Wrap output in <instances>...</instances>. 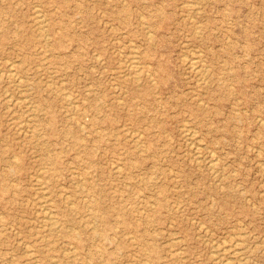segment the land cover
Listing matches in <instances>:
<instances>
[{
    "label": "rangeland",
    "instance_id": "rangeland-1",
    "mask_svg": "<svg viewBox=\"0 0 264 264\" xmlns=\"http://www.w3.org/2000/svg\"><path fill=\"white\" fill-rule=\"evenodd\" d=\"M0 70V264H264V0H0Z\"/></svg>",
    "mask_w": 264,
    "mask_h": 264
},
{
    "label": "bare ground",
    "instance_id": "bare-ground-1",
    "mask_svg": "<svg viewBox=\"0 0 264 264\" xmlns=\"http://www.w3.org/2000/svg\"><path fill=\"white\" fill-rule=\"evenodd\" d=\"M185 3H187V2H185ZM184 3V4H185ZM192 3V2H191ZM200 3V2H199ZM193 4V3H192ZM40 5V4H39ZM188 5V4H187ZM189 5H191V4H189ZM194 5V4H193ZM198 5V4H197ZM41 7V6H40ZM57 7V6H56ZM37 9H39V8H37ZM196 10V9H195ZM189 11V10H188ZM200 12V11H199ZM141 16H143V14H141ZM194 16V15H193ZM188 17V16H187ZM192 17V16H191ZM143 18V17H142ZM194 17H192V19H193ZM34 20H35V23H36V25H37V27L41 30V31H44V30H46V27H48V20L49 19H47L44 15H43V13H41L40 12V10H36L35 11V13H34ZM106 22V21H105ZM197 27V26H196ZM148 28V27H147ZM147 30V29H146ZM199 30V29H198ZM150 31V30H149ZM197 33V32H196ZM126 34V33H125ZM153 34V33H152ZM152 34H150L149 33V35H152ZM44 35V34H43ZM46 35V34H45ZM151 37V36H150ZM45 38H48V35H46V37ZM50 38V37H49ZM129 41H131V40H129ZM46 42V41H45ZM185 42H187V41H185ZM193 46V45H192ZM131 47V46H130ZM135 49V48H134ZM192 51H193V49H192ZM202 52V51H201ZM200 51H199V53H201ZM136 53V52H135ZM198 53V52H197ZM133 54V53H132ZM194 54V53H193ZM99 55V54H98ZM138 55V54H137ZM185 55V54H184ZM189 57V56H188ZM134 58V57H133ZM132 58V59H133ZM192 58V57H191ZM199 58V57H198ZM139 59V58H138ZM192 60V59H191ZM194 60V59H193ZM192 60V62H191V64L192 65H194V61L196 62V59L193 61ZM204 60V59H203ZM122 61V60H121ZM206 62V61H205ZM13 64L12 65H14V63L15 62H12ZM137 63V62H136ZM197 63V62H196ZM132 64V63H131ZM133 64H135V63H133ZM132 64V65H133ZM141 64H143L142 62H141ZM151 64V63H150ZM130 65V64H129ZM9 66V65H8ZM131 66V65H130ZM138 66V65H137ZM131 67H134V66H131ZM137 68V67H136ZM194 68V67H193ZM208 68H209V66H208ZM207 68V69H208ZM199 69V68H198ZM3 70V69H2ZM138 70V69H137ZM1 71V70H0ZM13 71V70H12ZM12 71H10L9 70V74H11L10 72H12ZM148 71V70H147ZM146 71V72H147ZM196 71H197V69H196ZM3 72V71H2ZM138 72V71H137ZM151 73V72H150ZM129 74V73H128ZM13 74H11V76H12ZM152 75V74H151ZM17 76V75H16ZM21 77V76H20ZM151 77H153V76H151ZM192 77V76H191ZM138 79H139V76L137 77ZM17 79H20V78H17ZM23 79V78H22ZM26 79V78H25ZM205 79V78H204ZM207 79V78H206ZM154 80V79H153ZM199 81V80H198ZM208 81V80H207ZM153 82H155V81H153ZM13 83V82H12ZM207 83V82H206ZM112 85V84H111ZM116 85V84H115ZM118 85V84H117ZM20 86V85H19ZM18 86V87H19ZM24 88V87H23ZM22 90V89H21ZM24 90V89H23ZM30 91V90H29ZM22 92V91H21ZM23 93V92H22ZM158 93V92H157ZM7 94H8V92H7ZM10 97V96H9ZM29 97V96H28ZM16 98H18V97H16ZM21 98V97H20ZM19 98V99H20ZM22 99V98H21ZM16 100V99H15ZM14 100V101H15ZM69 101H70V99H69ZM201 102H202V100H200ZM75 104H78L77 102L75 103ZM18 105H19V101H18ZM25 105H27V104H25ZM28 105H30V104H28ZM79 106V105H78ZM31 108H28L27 110H26V121H29V120H31L32 119V117H34V116H36L37 114H36V112H35V108L33 109V107L32 106H30ZM76 107H77V105H76ZM76 111V110H75ZM73 113V115H74V112H72ZM75 115H76V113H75ZM31 118V119H30ZM187 120V119H186ZM190 121V120H189ZM30 122V121H29ZM28 123V122H27ZM84 124V123H83ZM21 127H23V125L21 124ZM20 127V128H21ZM191 127V126H190ZM19 128V129H20ZM26 127L24 126V128L23 129H25ZM82 128V127H81ZM98 128V127H97ZM194 128V127H193ZM22 129V128H21ZM135 130V129H134ZM194 130H195V128H194ZM196 130H198L197 128H196ZM23 131H25V130H23ZM187 132V131H186ZM194 132V131H193ZM193 132H192V136L194 135L193 134ZM24 133V132H23ZM195 133V132H194ZM34 134H35V132H34ZM196 134V133H195ZM137 137V136H136ZM190 141H192V140H190ZM189 141V142H190ZM193 143H194V141H193ZM192 143V144H193ZM196 143V142H195ZM197 146H200L199 144L197 145ZM196 149H197V147H196ZM211 149V148H210ZM49 151V150H48ZM214 151V150H213ZM199 153V152H198ZM214 154H216V153H214ZM196 155V154H195ZM199 158V157H198ZM202 159H203V157H201ZM200 158V159H201ZM52 159L54 160V158L52 157ZM197 160V159H196ZM207 160H208V158H207ZM206 160V161H207ZM211 160H213L214 161V159H211ZM216 160V159H215ZM217 161H215V163H216ZM210 163V162H209ZM215 163H211V165H212V168H215ZM120 165V164H119ZM121 169V168H120ZM44 170H45V168H44ZM122 170V169H121ZM212 170V169H211ZM218 171V170H217ZM235 172V171H234ZM218 173V172H217ZM214 175V174H213ZM37 176V175H36ZM35 176V177H36ZM40 178V177H39ZM41 179V178H40ZM39 179V180H40ZM220 179H222V178H220ZM37 180H38V178H37ZM216 181V180H215ZM40 182V181H39ZM222 184V183H221ZM224 185V184H223ZM37 186V185H36ZM84 187H85V185H84ZM45 188V187H44ZM43 189V188H42ZM46 191V190H45ZM44 195V194H43ZM67 195V194H66ZM212 195V194H211ZM42 196V195H41ZM40 196V197H41ZM46 196H49L48 194H46ZM85 196V195H84ZM50 200V199H49ZM52 200V199H51ZM44 203V202H43ZM37 204H39V202L37 203ZM40 205V204H39ZM99 205V204H98ZM94 206H95V204H94ZM236 206V205H235ZM39 213H40V221H41V223H42V226L45 228L44 230L47 232V233H49L50 235H57V234H61L62 232L64 233L65 231V229H64V226H63V222H62V219H60L59 218V216L57 215V211H55L54 210V206L52 207L51 206V204H49V203H47V204H42L41 205V208L39 209ZM91 211V210H90ZM38 212V211H37ZM3 213V212H2ZM92 213H93V216L96 218V219H101L102 217H103V215H102V213L100 212V211H98V209L97 208H95V207H93L92 208ZM1 214V213H0ZM1 215H4V214H1ZM39 218V217H38ZM1 219V218H0ZM139 219V218H138ZM1 220H3V219H1ZM202 223V222H201ZM200 223V227L203 225V224H201ZM2 226V225H1ZM37 227V226H36ZM96 227V226H95ZM199 227V228H200ZM245 228V227H244ZM35 232V231H34ZM18 233V232H17ZM37 233V232H36ZM94 233H95V235L96 234H98L101 238H99L100 240H104V239H107L106 238V236L105 235H102L100 232L98 233V231H94ZM66 235H69L70 234V232H69V234H68V232L67 233H65ZM245 234V233H244ZM94 235V236H95ZM237 235V234H236ZM243 236H245V235H243ZM132 238V237H131ZM135 238V237H134ZM182 238V237H181ZM133 239V238H132ZM172 239V238H171ZM174 239V238H173ZM180 239V238H179ZM176 240V239H175ZM231 241V240H230ZM28 242V241H27ZM48 242H49V240H48ZM223 242H225V241H223ZM257 242V241H256ZM255 242V243H256ZM219 243H220V241H219ZM227 243V242H226ZM241 243H243L242 242V238H239V239H237V240H235L234 242H232L231 244H229V245H225L224 247H221V248H219V253H221V252H223V254L224 255H228V257L226 256L224 259H222L223 261H222V264H234V261L231 259L232 257L235 259V258H238V255L240 254L239 253V250L241 249V247H240V245H241ZM258 243V242H257ZM29 244V243H28ZM221 244V243H220ZM259 244V243H258ZM27 246V245H26ZM215 246V245H214ZM219 246V245H218ZM28 247V246H27ZM33 247V246H32ZM66 249V248H65ZM76 251V250H75ZM75 251H73V250H70L69 249V252L67 253L66 252V255L68 256V257H72V258H76L77 257V253L75 252ZM242 251V250H241ZM240 251V252H241ZM216 252V251H215ZM215 252H213L214 254H215ZM26 253V252H25ZM180 253V252H179ZM212 253V254H213ZM27 254H28V256H29V259L31 260V261H33L34 262V259H35V257H34V253H33V250H30V249H28L27 250ZM217 254V253H216ZM215 254V255H216ZM218 255V254H217ZM242 255V254H241ZM223 256V255H222ZM243 256V255H242ZM229 257H231V258H229ZM247 258V257H246ZM248 258H249V256H248ZM217 259H219V258H217ZM241 260V259H240ZM246 260V259H245ZM244 260V261H245ZM244 261H240V262H242L243 264H244ZM221 263V262H220ZM146 264H154V262H150V261H148V263H146Z\"/></svg>",
    "mask_w": 264,
    "mask_h": 264
}]
</instances>
